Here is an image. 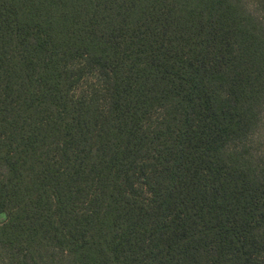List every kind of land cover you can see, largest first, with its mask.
<instances>
[{"label":"trees","instance_id":"16d2710c","mask_svg":"<svg viewBox=\"0 0 264 264\" xmlns=\"http://www.w3.org/2000/svg\"><path fill=\"white\" fill-rule=\"evenodd\" d=\"M262 154L264 0H0V264H264Z\"/></svg>","mask_w":264,"mask_h":264},{"label":"rangeland","instance_id":"374dc122","mask_svg":"<svg viewBox=\"0 0 264 264\" xmlns=\"http://www.w3.org/2000/svg\"><path fill=\"white\" fill-rule=\"evenodd\" d=\"M247 6H248V8H250L251 10H254V6H253V5L248 4ZM261 157H264V154H262Z\"/></svg>","mask_w":264,"mask_h":264}]
</instances>
